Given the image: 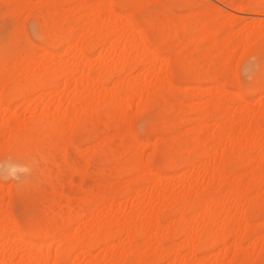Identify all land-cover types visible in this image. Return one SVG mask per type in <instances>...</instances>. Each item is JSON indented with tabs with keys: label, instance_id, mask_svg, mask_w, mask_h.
Listing matches in <instances>:
<instances>
[{
	"label": "bare ground",
	"instance_id": "6f19581e",
	"mask_svg": "<svg viewBox=\"0 0 264 264\" xmlns=\"http://www.w3.org/2000/svg\"><path fill=\"white\" fill-rule=\"evenodd\" d=\"M0 1L7 4V6H8L7 9L9 8L10 11H12L13 15L14 16L17 15V17H18V15L21 16L22 11L23 12L25 10L29 11L31 5H32V7H34L33 9H35V7H36L35 4H33L30 0H0ZM68 1H71V0H39V2L37 1L40 4V6H38L40 8L38 9V11H35L34 17L32 18V20L34 22V26L36 27V33H37L36 37L38 38L37 40H39L41 42V45L34 47V49L32 50L33 55L30 56V58L28 57L29 58V59L27 58L28 60L25 59V60H27V62L24 60L26 63H23V64H30V65L32 64V66H37V69H40V70H37L34 73H32V72L23 73L22 72V75L18 74V75L14 76V75H12V73L8 72V70L6 68L7 66H5V62L3 61L4 60L3 58H2L3 59L2 61L4 63L0 62L1 63V65H0V85H3L2 88H0V108L3 107L2 106L3 97L6 98V99L4 98L5 101L7 102V105L5 106L6 109H8L10 107V105L12 103H14L18 98H20L19 96L21 94L19 95V92L22 91L21 89L23 88L22 86L24 83V81H21L22 79H24L25 82L26 81L28 83L30 82V84L38 83V85H39L38 89L40 91L39 92L40 94L36 96V99L38 101H41V102H44V100H45V104L42 105V108L40 110L33 112V114L29 117L27 122L20 123L17 121H9L7 119L2 120V122H1L2 129L0 130V137L3 138V141H1V143H0V156L6 155V156H9V158L14 157V159L12 158V161L15 160L14 162H9L6 165L2 166V168L0 167V170L3 169L7 174H10V173L13 174L16 169H24L26 164L23 162L20 163V162L16 161V159L17 160L19 159V161L20 160L24 161L28 158V155H30L29 152H31V151L41 152V150L44 147H46L47 142L49 143V147H51V149H54V148L56 149L59 146H61L62 144L65 146V148L67 146L68 147L73 146L71 143V139H74V141L75 140L78 141V143L84 142L85 140H84V138H82L83 137L82 136L83 135L82 134L83 129H85L84 126L86 125V123L88 121L91 120L93 115L96 114L95 116H97L99 114V111H103V110H108V111L110 110V112L114 111L116 114L113 113V114H115V116L112 114L114 116V118H112V119H115V117H116L115 120H116V123L119 124V126H120V124L124 125L123 123L128 122V124L125 126L126 128L124 130H125V132L128 130L127 133H129V136H130V134H131L130 128L131 127L129 125V121L132 118L131 116H136V117L137 116L138 117L143 116L144 114L147 113V111H152V110H150L151 108L156 107V104H157L156 101L158 99L160 100V98L158 97L159 95L158 96L156 95L157 87H155L156 89L154 90V86H156L157 84H158V87H159V84H161L162 86L165 85L166 89H169V87H171L170 90L172 89L173 83L170 81V78L168 77V74H167L168 69H170V68H168L169 64H171L172 59L175 60V62L179 61L178 59H174V58L179 57L181 55L180 53L184 52L182 50L186 49L189 42L191 43V41H192V39L189 38L186 41V43H188V44L180 45L179 44L180 42H178V43H175V45H173V44L169 45L171 43L168 44L166 40L171 33L170 32V30H172L171 27L175 28V27H179V25H180L179 28H183L185 26V24L181 23V22H177V21L173 22L174 20L173 21L169 20L165 24L163 21L165 19H163V20H160V22H162L161 26H157V25L154 26L153 22H151V20H148L145 17L141 18L142 17L141 15H143V13H141L142 10H146V12H144L146 15V13L148 11L150 12L151 11L150 9L152 8L149 6V4L146 7H144V5H146V3H142L141 1H143V0H135V1H133V0H116V4L118 6L120 5L121 8L123 7L125 9L127 4H129L131 6L130 7L128 5L127 8L131 9L130 10L131 14L133 13L132 15L134 16L135 19L137 17H140L141 20L139 22L137 21L139 25L137 23H134L131 20H128L129 17H127L126 15H124V16H126L127 19L123 18V15L120 14L121 12L117 13V11L113 10V4L115 5V0H77L78 6H76L75 11H77V13L79 15H78V17L76 16V18H78L76 20L77 21L76 25H78V26L80 24L84 25L85 23H82L83 19H85V21L88 20V23H87L86 28L84 27L85 25L83 26L84 28H82V29H81L82 25H81V27H79V29L76 28L77 30L75 33V31L72 30L73 28L71 29V27H70V23L73 21V15H75L72 12L73 9H71L72 7L70 8L69 6H67V7H69L68 9L63 7L64 4L67 3ZM152 1L154 3H156L154 6H157V3L162 4V2H161L162 0H151L150 2L153 3ZM75 2H76V0H75ZM138 2H140V3H138ZM145 2H148V0ZM36 5H37V3H36ZM102 5L106 6L105 7L106 12H104V10H102V8L104 9V7ZM101 6H102V8H101ZM148 6L150 8H147ZM32 7H31V9H32ZM161 7H163V6H161ZM247 7L251 11L254 6L252 7V6L248 5ZM127 8H126V10H128ZM147 9H149V10H147ZM10 11L8 10V13ZM130 11H128L129 14H130ZM131 14L129 15L130 17H132ZM139 14H141V15H139ZM162 14H163V12H162ZM10 15H11V17H14V16H12V14H10ZM89 16H91V18H89ZM156 16H151V17H153L154 19L157 20L158 17L156 18ZM5 17H6V15H5ZM224 17L220 14L219 16L212 18L210 21L202 20L204 22H202V23L199 22L200 23L199 25L197 22L196 24L198 26H195V27H197V29L199 28V31L201 32V34H203L202 36H200V38H205L208 36V34L210 33V30L212 29V28H210L212 25H216V26H218L217 28H220L224 24L229 23L227 21L228 18H225L226 19V21H225ZM161 19H162V17H161ZM14 20H16V18ZM156 23H154V24H156ZM189 26H191V25H189ZM192 28H193V25H192ZM217 28L215 27V29H217ZM21 30H19V29L17 30V28H16L17 33H18V31L20 32ZM193 30H194V34H195L196 33L195 28H193L192 31ZM220 31H222V30H220ZM177 32H176V34H177ZM50 33H51V37L49 36ZM190 33H192L191 30H190ZM230 33H232V32H230ZM173 34H174V32H173ZM176 34H175V36H176ZM179 34H181V33L179 32ZM211 34H213V31L211 32ZM22 35H21V37H22ZM196 35H198V34H196ZM192 36H194V35H191V37ZM203 36H205V37H203ZM216 36H218V35H216ZM256 36L259 37L258 35H256ZM224 37L227 39L228 33L226 34V36H223L222 39ZM22 38H24V37H22ZM197 38L200 40L199 43L203 42V40H201L199 37H197ZM210 38H207V39H210ZM211 39H213V38H211ZM239 39H241V38H239ZM243 39H244V41L242 42V45H244V42H247V41H245V38H243ZM213 40H215V39H213ZM213 40H211V41H213ZM17 41H18V39H17ZM95 41H98L97 45L94 44ZM206 41L207 40H205L204 43H206ZM250 41L252 42L251 39H250ZM250 41H248V42H250ZM255 41H258V40L254 39V42ZM15 42H16V40H15ZM215 42H216V40H215ZM240 42H241V40H240ZM59 43L62 46L63 45L66 46L64 49L65 51L62 53L64 56L60 57V58L56 57L55 52H54L55 46L58 45ZM195 43H196V40L192 41L191 46H194ZM255 43H257V42H255ZM255 43H252V44L246 43V45H244V47H242V48H244V52L246 54H249V53L253 54L252 52H255L257 50V47H258V46H256ZM151 44L156 45L157 48H159V47H161L162 49L164 48V50H162V51H164L165 53H167L169 55V59H164L161 57V55L159 53L152 51L150 48ZM197 45H196V47H198L199 50L202 49V50H200V51H203L202 55L204 53H206L204 55H207V51H209V49H211L214 46V44L212 46L210 45V48H209L208 47L209 45L205 44L204 46L200 45V46H202V48H200ZM196 47H193V48H196ZM205 47H208L209 49L205 50ZM233 47H235V45ZM233 47H232V49H229V51H228L229 54L227 53V55H230V54L232 55L233 51H235L233 49ZM214 48L218 49L217 46ZM214 48H212V49H214ZM220 48L222 49V52L223 51L227 52L226 47H223V42H222V46ZM262 49H264V48H262ZM2 50H3V48H2ZM2 50H1V52H2ZM194 50H196V52H197L198 49L196 48ZM199 50H198V52H199ZM260 51H261V49H260ZM95 52L97 53V56L93 60L91 58L92 57L91 55ZM39 53H41L44 56V58L46 56V58L48 57L50 59L45 60L46 59L45 58L44 60L40 59V61H39L36 57ZM220 53H221V51H220ZM107 54H108V57H106ZM218 54H219V52H218ZM223 54H225V53H223ZM262 54H264V53H262ZM39 55H38V57H39ZM204 55H203V57H204ZM227 55L226 54L224 55L225 56V57H223L224 61H222V65H223L222 67H225V68L228 65H230L227 63L225 64V62H228L226 59ZM0 56H1V54H0ZM4 56L6 59L7 56L5 54H4ZM203 57H202V59H203ZM227 58H228V56H227ZM225 59H226V61H225ZM131 64H140V65L141 64H145V65L150 64L154 68L156 67L157 64H159V66L157 65L158 66V68H157L158 74L156 73L154 80H153L154 83H152L153 78L150 81V80H147V76H149L152 73V71L156 72L155 71L156 69L152 70L151 73L148 74L147 76L144 75L145 70H141V72H143V74L141 73V75H140L139 74L140 72H139L137 75L135 73V76H133L134 74H132V71H133V69H131L132 67L130 68L131 70L128 69L129 70L128 74H126V75L122 74V71L125 70L126 65L134 66ZM177 64L179 65V64H181V62L180 63L176 62L175 65H177ZM136 66H138V65H136ZM147 66L149 67V65H147ZM147 66H144V67H146V69L148 70L149 68H147ZM180 66H182V65H180ZM28 67H26V68H28ZM153 67L151 69H154ZM207 67L209 68V66H207ZM210 67L212 68V65ZM127 68H129V67H127ZM133 68H135V67H133ZM180 68H182V67H180ZM211 68H209V69L206 68L205 72L210 73ZM225 68H222V71ZM206 70H208V71H206ZM212 70H211V72H214ZM149 71H150V69H149ZM175 71H174V73H177V70H175ZM190 71H191V69H190ZM113 72H115L117 74L121 73L123 76H126V77L121 79L119 77L120 76L119 75L115 78V80H113V78L111 77V73H113ZM160 73H161V75L163 74L164 77L161 75L158 76ZM187 74H188V72H187ZM220 74H222V73H220ZM19 75H21V76H19ZM185 75L186 74L184 73V71L182 73V69H180V72L177 73L179 80L187 79L188 75H186L187 77ZM190 75L192 76L194 74H190ZM203 75H205V74H203ZM217 75H219V74H215V76H216L215 78L219 77L218 79H215L212 76V79H213L212 80L211 76L209 77V74H208V75L204 76L203 80L204 81L208 80V83H211L209 80H212L216 84L215 85L216 88H214V87L213 88L217 89V91H218V90H220L219 85H221L224 82V79H223V81L220 80V76H217ZM20 77H22V79ZM196 77L195 78L191 77L192 80H190V79L189 80L190 81L196 80L197 79ZM189 80H186V81H189ZM156 81H157V83L155 85ZM158 81H160L161 83H159ZM204 81H202V82H204ZM230 81L231 80L227 81L226 83H228ZM107 84H110L112 87L107 88L106 87ZM223 84H225V83H223ZM229 85L231 86L232 84H229ZM25 86H26V84H25ZM232 86L236 87L237 85H235V83H233ZM222 87H223V85H222ZM222 87H221V89H222ZM162 88H164V87H162ZM255 88L258 89V91L264 90V84L258 83L255 86L249 85L247 88L244 89V91L246 94H248V96H251V95L253 96V92L256 90ZM191 89H194V88H191ZM35 92H36V90L34 88L30 91L31 95ZM220 92L224 93L223 91H220ZM210 93L208 92V94H210ZM226 93H228V92H226ZM188 94H190V96L188 95V98L192 96L191 93L188 92ZM212 95L214 96V94H212ZM212 95H210V96H212ZM230 95H231V93H230ZM240 95L237 96L238 97L237 98L238 107L236 106V108H238V109L236 112H234L235 110L233 111L234 113L231 114V117H229L230 115L228 116V114H226L224 112L226 108L223 107L224 106V105H222L223 103L222 104L219 103L220 99H222V98H218V100H219L218 101L217 98L214 96L216 98L215 100H217L218 102L215 100H214L215 102L211 101V103L214 102L213 106H215V103L217 102V104H219V105H216L217 108L218 107L224 108V110H220L219 116L221 115L220 119L222 121L216 122L220 125L219 126L216 125L217 128L214 131L215 134L211 133V130H210V129H212L211 127H209L210 132H208V133L212 134L211 136L207 133L208 128H206V129L204 128L207 125L212 126V125H214V123L212 125H209L206 123L205 126H203L204 122L201 126H199L200 124L197 126L191 125L192 126L190 129L191 132L194 131L193 130L194 126L196 128L198 126L199 127L197 129H195V133L194 132L192 133V134H194V135L196 134V135L195 136L193 135L194 137L192 136V139L189 140L190 145H188V146L191 147L192 150H196V151L200 147H202L201 141H200L201 139L199 138L200 137L199 134H201V133H204V134L207 133L208 136H210V137L207 136L209 140L206 139L207 141L205 140V143L202 142V144H206V142H208L209 146L207 143V147H204V149L201 148L198 152L199 153L197 155V160L199 159L198 163H199L200 159L203 160L202 163H199L200 164L199 167L194 169L193 166L195 167L196 164L192 166L191 164H193V163L191 162L192 159H190V158H188L187 160L184 161V167L185 166H190V167L192 166L191 167L192 172L189 175L188 179L185 178L184 182L183 181L180 182L181 185L178 187L179 190H175V189L171 188L169 186V184H166L165 181L167 180V176H161L159 178L155 177L156 176L155 173H153L152 170L150 169V167L148 166L149 163L146 165V167H145V165L143 167V166H139L138 164H133V163L127 164L126 163V165H125L126 169H131L132 173H133V171L137 172L136 173V175H137L141 167H142V171H144L146 173V176L145 175L143 176V175H141L142 171L139 172V176L137 175L138 180L134 177L136 179V182L140 181L141 179L142 180L140 182H142L146 177H148L147 179H149V182H150V178H152L151 182L155 178H157L158 182L157 181L154 182V183H157V185L154 184L156 187L148 188L146 190V188H144L142 185V187L144 188V189H142V187H140L142 189V192L146 190L144 193H142L143 194L142 196L139 195L141 193L140 192L141 189L137 190V193L134 191L135 196L133 193H131L132 196H130L131 194L125 196V194L123 193L124 189H122L123 190L122 192L120 190V192L122 193L121 195L127 197L126 198L127 200H129V198L131 200V197H132V200L130 201L131 203L128 202L129 203V206H128L129 211L128 212H126L125 207H121V206H119L120 208H118L119 209V211L117 210L118 212L113 211L112 207L115 205L113 199L115 197H117L118 192L115 193V194H117L116 196L113 195L115 197H113V199H111V200H107V197H106L105 201H103V202L101 200L99 201L100 203L101 202L103 203L102 209L103 210L105 209L104 212H102V209H101V211H100L101 213H98L99 212L98 210H97L98 212L96 213L93 211V209H91V208L89 209V207H88V202H89L88 199L89 198H88L87 199L88 202L83 201L82 207H80L76 211V213L73 214L71 216V218H69V220L67 219L68 221H67L66 225L67 224L72 225L74 223L76 225V228L72 232H69L70 230L69 231L67 230V232L64 231L62 233L58 232L59 229L57 231L55 229H49L48 227H45L41 231L36 232V233H29V232L23 233L20 230V228L18 227L19 225L15 226L13 224L12 215H11L10 211H8V209L3 210L2 207L0 206V224H1L0 225V229H1L0 231H1V235H2L3 229L7 225L8 227L6 226V228H7L8 233L11 234V236H13L11 240L8 239L6 236H5L6 238H4V237L1 238L2 243H0V264H125L126 262L130 263V261H132L133 264H144L143 260L148 258V257H151L152 255H153V258H152L153 260H150V262H152V264H157L161 255L163 257H165L167 255L171 259L170 261H168V264H177V263L178 264H188L192 259L196 258L195 254L198 252L208 253L210 251L217 249V251H216L217 253L224 252L227 254V251H233L232 250V248H233L234 254H235L234 256H236V254H240V250H243L242 243L245 240L246 241L249 240V237H246V236H247V234H249V236H250V233H248V232H251L248 229V219H251V217L254 216V212L259 213L261 211L257 212V206H255L256 205L255 203L253 204V207L255 206L256 211H254L253 210L254 208L251 206V203H253L254 201L256 202V198H258L255 196L256 194L254 192L252 194H250V196L251 195L253 196V194H254L255 200L253 199L254 196L253 197L252 196L247 197L248 191L250 189L246 192L244 191L246 194L245 195L246 197H243L244 193H242V191L240 190L239 179L237 180L235 178L233 172L230 171V169H231L230 167H232L233 164H231L230 167H229V165H230L232 157L236 156V159H237L240 156V160L244 159L243 157H245V156H243L245 151L241 152L243 157H241V155H239V151H241L242 149H240L238 151V153L236 152L237 150L235 151V148H236V146L238 147V144H239L240 148L244 147L243 149H245V150L247 149L246 147H248L249 145L251 147L253 145H257L259 147V145H258L259 140L261 141L262 145H264V142H262V141H264V130H262V129H264V127L261 128L262 125H260L261 122H264V112L258 113L256 115L255 114L251 115L247 110H243V108L241 106L243 104H245V106H248L249 102H247V100L244 96H240ZM210 96H208L207 98H209V99L213 98V96L212 97H210ZM231 96H229V98ZM195 98H197V97H195ZM207 98H205V100ZM227 98H228V96L226 97V99ZM232 98H234V95L230 99L232 100ZM209 99H207L204 103L201 102L202 103L201 105L199 102H196V104L197 105L199 104L200 106L193 104L197 107V109H196V107L193 106V110L195 111V113H194V111H192L194 114H198V116H196L197 120H199L198 118L201 119L202 117H206L205 115H207L208 113L210 114V112H209L210 110H208V109H209V107L211 109L212 105L210 106L211 103L209 104V101H210ZM258 99L259 100L264 99V94L259 95ZM159 100H158V102H160ZM168 100H169V98H168ZM211 100H213V99H211ZM221 102H222V100H221ZM224 102L227 103L228 101L227 102L224 101ZM163 103H165V102H163ZM159 109H160V107H159ZM171 109H172V107H171ZM131 110H133L134 113H133V115L130 114L131 118L128 121H126L127 117L129 116L128 113ZM198 110L200 111V117H199V111ZM212 110L215 111L216 108L213 107ZM160 111H163V110H160ZM196 111H198V113ZM173 113H171V114H173ZM100 114H101V112H100ZM215 114L216 113H214L212 115H215ZM98 117H101L103 120V116H98ZM194 118L195 117H193L192 119L190 118V122H189V118H188L187 122L191 123L192 122L191 120H193ZM207 118H209V116ZM202 119H204V118H202ZM202 119H201V121H202ZM210 119H213V117ZM210 119H207V120H210ZM97 121H98V119H97ZM193 121H195V120H193ZM213 121L215 122V119ZM95 122H93V123H95ZM181 122H183V120ZM196 123L198 124L200 122L197 121ZM98 124H100V123H98ZM114 124H115V122H114ZM238 124H240V128L237 129L236 125H238ZM122 125H121V127H123ZM156 125L157 124H155V123L149 125V129H150L151 133H152L153 129L155 127H157ZM216 126H214V127H216ZM165 127H167V126H165ZM162 128H161V130H162ZM170 128H171V130H173L172 129L173 127L170 126ZM111 129H112V127H111ZM214 129L215 128H213V130ZM164 130H163V132H164ZM237 131L239 132L238 134H237ZM157 132H158V130H157ZM170 133H171V131H170ZM126 136H128V135H126ZM169 136H170V134L167 136V138H169ZM176 136H177V134H176ZM231 136H232V139H230ZM120 137H122V136H120ZM131 137H132V142H137V144H140L141 141L136 140V138L133 137V135L130 136V138ZM1 138H0V140H1ZM171 138H173V136H171ZM121 139H123V138H121ZM170 140H172V139H170ZM175 140H176L175 142H177V139H175ZM107 141L112 143L109 139H107ZM107 141L104 140V138H103V141L101 140L99 142V144L96 145L97 147L96 146L92 147V149L93 148L94 149L92 150V154L89 158L83 157L82 160H83V163L85 165H87L86 167H88V165H90L89 162H91V161H94V160L97 161L99 158H103V160H105L108 157L106 152H105V151H108V150H105V147H107V145H108ZM115 142H117V141L115 140ZM180 143L183 144V142H181V141H180ZM184 143H185V141H184ZM119 145H121V144H119ZM166 145H168V144H166ZM152 146H153L154 151H156L158 149L157 144H155V146L154 145H152ZM169 146H171V145L169 144ZM109 147H111V146L109 145ZM117 147H119V146H117ZM219 147L220 148L222 147L223 149H227L226 150L227 152H225V150H224L225 153L223 151H221V153H219L217 155V153H215V150H217ZM113 148L114 147H112L111 150ZM127 148L129 149V152L132 151V157L133 156L137 157L136 159H134V161L135 160L138 161L139 157H141V156H139V151H140V150L138 151L139 147H137V146L133 147L131 150L128 146H127ZM262 148H264V147H262ZM64 149H62V152ZM128 149L126 150V148H125L123 150L128 151ZM162 149H164V148H162ZM238 149H239V147H238ZM59 150H60V148H59ZM59 150H58V152H59ZM168 150H165V151L167 152ZM177 150L179 151V153H177V151H176L177 154H180V151H182V150H180V148H177ZM201 150H203V151H201ZM76 151H77V155H78V153L84 154V152H85L84 150H82V152H81V150H77V149H76ZM89 151H90V149H89ZM189 151H191V150H189ZM249 151L250 150L248 148V153H249ZM261 151H262V149H261ZM65 152H66V149H65ZM65 152H63V153L65 154V157H66L67 152L66 153ZM185 153L190 154L191 152L186 151ZM192 153H193V155H192ZM192 153H191V155L194 156L195 153L194 152H192ZM64 154H63V156H64ZM114 154L115 153L113 152V156H114ZM246 154H247V152H246ZM59 155H57V156H59ZM140 155H142L141 152H140ZM55 156L53 154H49V155L47 154V158L49 159V157H50L49 163L51 165L54 164L53 160H54ZM63 156H62V158H63ZM41 157H43V156H41ZM67 157H68V155H67ZM116 157H117V155H116ZM249 157H247V158L249 159ZM34 158H35V154H34ZM130 158H129V160H132ZM247 158H245V159H247ZM43 159L47 160L46 157ZM178 159H179V157H178ZM182 159H183V157H182ZM182 159H181V161H182ZM248 159H247V161H244V163L248 162ZM100 160H102V159H100ZM103 160H102V162H103ZM251 160H252V158H251ZM251 160H249V161H251ZM181 161H180V163L183 164V162H181ZM262 161H264V158H262ZM25 162L27 163V165H31V163L29 162V159H28V161L26 160ZM77 163H76V165H78V166L76 167V169H78V168L81 169L80 166H82V165H80L79 162H77ZM139 163H142V162L140 161ZM145 163H147V161H145ZM145 163L143 162V164H145ZM76 165H73V167ZM250 165L252 167V164H250ZM66 167H69L72 169V167H70V165H67ZM262 167H264V166H262ZM144 168H146L147 170ZM85 169H88V168H85ZM262 169H264V168H262ZM262 169H261V171H262ZM67 170H69V169H67ZM72 170H71V174L72 175L76 174ZM235 170H236V167H235ZM252 170L254 172L255 168H252ZM252 170H251V173H252ZM76 172H77V170H76ZM80 172L82 174V170L81 171L79 170V174H80ZM125 172L127 173V171H125ZM186 172H188V171H186ZM119 173H121V172H119ZM129 173L131 174V172H129ZM81 174H80V176H81ZM142 174H144V173H142ZM237 174H239V172ZM254 174H255V172H254ZM259 174H260V171H259ZM84 175H86V173L82 174L83 177H84ZM200 175L202 176L203 179L201 178L199 184L201 182H204V184L203 185L200 184V185H202L201 187L200 186L197 187L198 185L197 186L195 185L197 187L196 188L195 186H193L192 179L194 177H197L199 180ZM139 177L140 178L142 177V178L139 180ZM242 177H241V175H239L240 179ZM262 177H264V175H262ZM204 178H206V179H204ZM253 178H254V176H253ZM203 180H205V181H203ZM242 180H243V178H242ZM149 182H147L148 186H149ZM145 183H146V181H145ZM261 183H264V181H262ZM138 184H140V183L137 182V185ZM224 185L230 186V189L226 188L227 191L226 190H224V191L227 193H225L223 191L225 194L222 193V191H221L222 194H220V197L219 196L217 197V194L219 193L221 187H223ZM261 185H264V184H261ZM127 187H129V186H127ZM7 190H8V188L5 190L4 186L0 187V191H1L0 202L4 198V195H6L8 198H10L11 190L10 189L8 191ZM5 191H6V193L3 194ZM96 192L97 191L95 190L94 193H96ZM107 194H108V190H107V193L105 194V196H107ZM102 195H103V193H102ZM105 196L100 195V197H102V200H104L103 197L105 198ZM122 196H120V197L123 199ZM151 196L155 198L156 203L154 201V205H153V203L149 202V200H150L149 197H151ZM259 196H261V195L259 194ZM90 199L92 200V198H90ZM262 201H264V198H262ZM75 202H77V201H75ZM258 204H259V200H258ZM90 205H92V204H90ZM99 205H101V204H99ZM165 206L167 208H174L175 209L176 213L179 216V217L176 216L174 218L176 220L175 222L171 221V222L166 223V224L165 223L161 224V222H160L161 217L160 216L163 215L161 213V211H162V209H164ZM114 208H115V206H114ZM260 209H264V208H260ZM167 211H169V209ZM262 212H264V211H262ZM59 213H61V212H59ZM259 215H260V213H259ZM232 219H235L234 222L232 221L233 224L230 223V221ZM1 221L4 224L6 223L5 225L3 224V229H2ZM52 227H53V225H52ZM68 227L69 226H67V228ZM8 233L6 232L7 236L9 235ZM251 233H253V232H251ZM256 233H254V234H256ZM257 234H259V233H257ZM157 235H161V239L163 237L168 238L169 236H175V235L182 236V238L180 239L181 243L179 242L180 245L179 244H177V245H179V248H182V250H184V249L186 250L185 256H187L188 258L180 260L181 256L179 254H176V252H175V250H179V248L177 245L174 246L175 244H173V246H172V244L171 245L168 244L171 247H169L168 251L165 250L166 251L165 255H163L161 253L163 250L160 247L162 243H160V245L159 244L157 245L158 241H155L158 239H159V241L161 240L159 238V236L157 237ZM3 236H4V234H3ZM230 237L234 238V239L233 238L231 239V241L233 240V242H232L233 244L230 243L231 242ZM58 238H59V240H57ZM176 238H177V236H176ZM6 239H8V240H6ZM55 239L57 242L59 241V244L57 246H55V244L49 242V240H55ZM114 239L117 241L116 243H117L118 248H116V249H112V247L110 246V245H112L111 241H113ZM138 239H141V241L137 242ZM257 239L261 240L260 243L256 242V241H254L253 243L250 241L251 242V243L249 242L250 244L247 243V244H249V247L251 248L250 252H249V250H247L248 252L242 251L244 253V255L243 256L241 255V256L246 261L247 260L250 261V258H252V256H254L255 254L258 255V252L257 253H255V252L258 250L259 246L261 248H264V238H262V239L257 238ZM171 240H172V237H171ZM133 242L139 244V246L138 247H131V243H133ZM166 242H168V241H166ZM231 244H232V248H231ZM229 245H230V247H229ZM165 246L167 247V245H165ZM249 247H247V248H249ZM95 248H96V250H97V248H98V250L100 249V251L98 252L100 255V258L97 255H94L95 257L92 256V252ZM120 248H122V250H119ZM261 248H259V250H261ZM147 253H148V255L150 254V256H148ZM261 253H264V251H261ZM261 253L259 252V255ZM177 255L180 256V259L177 258ZM163 257H161V258H163ZM168 257H167V259H168ZM255 258L257 259V257H255ZM255 258H253V259L255 260ZM167 259L165 258V261ZM202 259H204V258H202ZM233 259H234V257H233ZM163 260H161V261H163ZM196 261L199 262V260H197V258H196ZM200 262H203V261H200ZM242 262H244V261L242 260ZM252 262H253V264H255V261H252ZM145 264H148V263L145 262ZM202 264H205V261ZM210 264H216V263L214 262V263H210Z\"/></svg>",
	"mask_w": 264,
	"mask_h": 264
},
{
	"label": "rangeland",
	"instance_id": "374dc122",
	"mask_svg": "<svg viewBox=\"0 0 264 264\" xmlns=\"http://www.w3.org/2000/svg\"><path fill=\"white\" fill-rule=\"evenodd\" d=\"M30 1L33 4H35V6H36L35 9L36 8L37 9L36 10L33 9L34 7H32V5H31L32 9L30 7L29 11L28 10H25L24 12L22 11L21 16L18 15L19 18L17 17V15L14 16L12 11H10L9 8L7 9V7H8L7 4L0 1L1 2L0 3V14H1L0 15V22H1L0 23V54H1L0 62L2 63L4 61L5 66H7L6 68H7L8 72L12 73V75H14V76L18 75V74L22 75V72L23 73H25V72L26 73H28V72L34 73L37 70H40V69H37V66H32V64L31 65L30 64H23V63H26L27 60L30 58V56L33 55L32 50L34 49V47L41 45V42L39 40H37L38 38L36 37L37 36L36 27L34 26V22L32 20V18L34 17L35 11H38V9L40 8V7H38V6H40V4L38 3L39 0H30ZM133 1H135V0H133ZM145 1H147V0H143L141 2L146 3V5H144V7H146L149 4V6L152 7L150 9L151 11L150 12L148 11L145 15L144 12H146V10H142L141 13H143V15H141V14H139V15L142 16L141 18L145 17L148 20H151V22H153L154 26H156V25L161 26L162 22H160V20H163V19H165V20H163L165 24L169 20L170 21L174 20L173 22L177 21V22H181V23L185 24V26H184L185 28L184 27L179 28L180 25H179V27H175V28L171 27L172 30H170V32L172 34L170 33V35L168 37L169 39L167 38V40H166L168 44L171 43L169 45H172V44L175 45V43H178V42H180L179 43L180 45L188 44V43H186V41L189 38H191L192 41L196 40V43L194 46H191V44H192V41H191V43L189 42V44H188L189 46L187 45L186 49L182 50L184 52L181 51L182 53H180V54L182 56L178 55L179 57L176 56L177 58H174V59H178L179 61H176V62H178V63L181 62V64L175 65L176 62L173 59L171 62L172 65L169 64L168 68H170V69H168L167 74H168V77L170 78V81L173 83L172 84L170 82L174 88L172 87L171 90H170L171 87H169V89H166L165 85L162 86L161 84H159V87H158V84L156 85V83H157V81H156L155 82L156 86H154V90L156 89L155 87H157L156 95L157 96L159 95L158 97L160 98V100L158 98L157 99L161 103L158 102V100H157L156 101V103H157L156 107L151 108L150 110H152V111H147L146 114H144L143 116H140V117L131 116L134 113L133 110H131L132 112L130 111L128 113L129 116L127 117L126 121H128L132 117L129 121V125L132 128V129L130 128V132H131L130 136L133 135V137H135L136 140L141 141L140 144H137V142H132V137L130 138L129 133H127L128 130L125 132L124 129L126 128L125 126L128 124V122L123 123L124 125L120 124V126H119V124L116 123V120H115L116 117H115V119H112V118H114L116 113L114 111L110 112V110L109 111L103 110V111H99V114L101 112L100 115L99 114L97 116H95L96 114L93 115L94 116V117L92 116L93 119L91 118V120L87 122L88 124L86 123L87 126L86 125L84 126L85 129H83V133H82L83 134L82 138H84V140H85L84 142L78 143V141H76V140L74 141V139H71V143L73 146H69V147L67 146L65 148V146L62 144L61 146H59L56 149L55 148L51 149V147H49V143L47 142L46 147H44L41 150V152H34V151L29 152L30 155H28V158L26 160L28 161V159H29V162L32 160L30 162L31 165H27V163L25 162L26 160H24V161L20 160L19 161V159L18 160L16 159V161H18L20 163L23 162L27 166L24 164L25 165L24 169H16L14 173L12 172L13 174H11V173L7 174L3 169H1L0 170L1 171L0 172V187L4 186L5 190L7 188H8V190L10 189L11 190V196H10V198H8L6 195H4V198L0 202V206L2 207L3 210L8 209V211H10V213L12 215L13 224L15 226L19 225L18 227L20 228V230L23 233H25V232L36 233V232L41 231L45 227H48L49 229H55L57 231L59 229V231H58L59 233H62L64 231L67 232V230L68 231L70 230L69 232H72L76 228V225L74 223L72 225L71 224L66 225V223L69 220V218H71V216L73 214H75L76 211L80 207H82L83 201H87V199L89 198L88 199L89 202L87 201L89 209L91 208V209H93L94 212L97 213L99 211L98 213H101L100 211L103 207L102 202L106 200V197H107V200L113 199V197H115L117 195V194H115L117 192H118L117 197H115L113 199L114 204H115L114 205L115 208H114V206L112 207L113 211L118 212L119 211L118 208H120L119 206H121V207H125L126 212H128L129 211L128 206H129V203H131L130 201L132 200V197H131V200L129 198L130 196H132L131 193H133V194L135 192L137 193V190H140L141 189L140 187H142V185L144 188H146V190L148 188L156 187L154 184L157 185V183H154V182L155 181L158 182V179L155 177L159 178L161 176H167V180L165 181L166 184H169V186L175 190H179L178 187L181 185L180 182L181 181L184 182L185 178L188 179L189 175L191 174V172H192L191 167L196 164L195 167L193 166V168L195 169V168L200 166L199 163L203 162V160L200 159V161L198 163L199 159L197 160V155L199 154L198 152L201 148L204 149V147H207L208 142H206V144H202V142L205 143L206 139L209 140L208 137H210L212 134H215L214 131L216 130L217 126L220 125V124L216 123V122L222 121L220 119L221 115L219 116L220 110H224V108H226L224 112L226 114H228V116L230 115L229 117H231V114L236 112L238 109V108H236V106L238 107V103H237L238 97L237 96H239L241 94L240 96H244L246 98L247 102H249L248 106H245V104H243L241 106L243 108V110H247L251 115H254V114L256 115L258 113L264 112V99H262V100L258 99L259 95L264 94V90L258 91V89L255 88L256 90L254 89L255 93L253 92V96L252 95L248 96V94H246L244 91V89L247 88L249 85L255 86L258 83L264 84V54H262V53H264V49H262V48H264V0H162L161 1L162 4L157 3V6H154L156 3H154L153 1L152 2L154 4L151 3L150 2L151 0H148V2H145ZM36 3H37V5H36ZM138 3H140V2H138ZM115 5L113 4V10L117 11V13L121 12L120 14L123 15V18L127 19V17H129L128 20H131L137 24L141 20L140 17H137L136 19L134 18V16L132 15L133 13L131 14V11H130L131 9L127 8V6L129 4L126 5L125 9L122 7L125 11L120 7V5L118 6L116 4V0H115ZM248 5L252 6V7L254 6L251 11L248 9V7H247ZM67 6H69L70 8L72 7L71 8V9H73L72 12H73V14H75V15H73V21L70 23V27H71V29L73 28L72 30H74L76 33V30L79 29V27H81V25H82V24H80L79 26L76 25L77 24L76 20L78 19V18H76V16L78 17V15H79L77 13V11H75L76 6H78L77 0H76V2H75V0L68 1L67 3L64 4L63 7L68 9L69 7H67ZM102 6H101V8H102ZM149 6L147 8H150ZM161 6H163V7H161ZM103 7H104V9L102 8V10H104V12H106V10H105L106 6H103ZM126 8L128 10H126ZM8 10L10 11L9 13H8ZM147 10H149V9H147ZM128 11H130V14L132 15V17L129 16L130 14ZM162 12H163V14H162ZM10 14H12V16H14V17H11ZM220 14L223 17L225 16L224 17L225 21H226L225 18H228L229 20L227 19V21L229 23H226L221 27L219 26L220 28H217L218 26H216V25H212L210 27L212 29L210 30V33L208 34V36L207 37L203 36L205 38H200V36H202L203 34H201V32L199 31V28L197 29V27H195V26H198L200 23H202L206 20L210 21L212 18H215V17L219 16ZM5 15H6V17H5ZM124 15H126L127 17ZM151 16H156V18L158 17V19L156 20ZM161 17H162V19H161ZM11 18L12 19L16 18V20L13 19L14 20L13 21ZM89 18H91V16H89ZM202 20H204V21H202ZM82 21H83L82 23H85L84 24L85 26L82 25L81 29L84 27L86 28L87 23H88V20L85 21V19H83ZM197 22H198V25L196 24ZM154 23H156V24H154ZM189 25H191V26H189ZM192 25H193V28H195V32H196L195 34H194V30L192 31V29H193ZM215 27L217 29H215ZM16 28H17V30L22 29L21 30L22 32L18 31V33H17ZM219 29L222 31H220ZM190 30L193 34L190 33ZM212 31H213V34H211ZM173 32H174V34H173ZM176 32H177V34H176ZM179 32L181 34H179ZM230 32H232V33H230ZM227 33H228L227 39L225 37L222 39V37L226 36ZM175 34H176V36H175ZM196 34H198V35H196ZM21 35L24 38H22ZM191 35H194V36L191 37ZM216 35H218V36H216ZM256 35H258L259 37H257ZM49 36L51 37V33ZM197 37H199L201 40H203V42L199 43L200 40ZM210 37L215 39L216 42H215V40L211 39ZM207 38H210V39H207ZM239 38H241V39H239ZM243 38H245V41H247V42H244V45H246V43L252 44V43L257 42L255 44H256V46H258L257 47L258 51L256 50L255 51L256 53L252 52L253 54H251V53L246 54L244 52V48H242V47H244V45H242V42L244 41ZM14 39L16 40V42ZM17 39H18V41H17ZM250 39L252 40V42L250 41ZM254 39L258 40V41L254 42ZM205 40H207L208 42L206 41V43H204ZM211 40H213V41H211ZM240 40H241V42H240ZM248 41H250V42H248ZM97 42L98 41H95L94 44L97 45ZM222 42H223V47H226L227 52L226 51L222 52V49L220 48L222 46ZM205 44H208L209 46L208 45L207 46L209 48H210V45L212 46L214 44V46L212 48L217 46L218 49H216V48L209 49L208 47H205V50L209 49V51H207V55H204V54H206V53H204L203 54L204 57H203V55H202L203 51H200L202 49L199 50V48L196 47V45L199 46L200 48H202V46H204ZM200 45H202V46H200ZM232 45L233 46L235 45V47H233ZM150 46H151L150 47L151 50L159 53L162 58L169 59V55L167 53H165L164 51H162V50H164V48L163 49L161 47L157 48V46L154 44L153 45L151 44ZM65 47H66L65 45H63V46L60 45V43L58 45H56L55 50H54L55 56L59 57V58L63 57L64 55L62 53L65 51L64 50ZM193 47H196L199 50V52L197 50V52H198L197 53L196 50H194L196 48H193ZM232 47L235 51L232 50L233 53H232V55L230 54L231 56L227 55L229 49H232ZM2 48L5 52L2 50ZM260 49H261V51H260ZM1 50L3 53L1 52ZM220 51H221V53H220ZM218 52H219V54H218ZM223 53H225L228 56V58L226 56V59L228 62H225V64L226 63L230 64L226 68L222 67L223 66L222 61H224L223 57H225L224 56L225 54H223ZM4 54L7 56L6 59H5ZM39 54H38L39 57H38V55L36 56L39 61H40V59L44 60L46 58V56L44 58V56L41 53H39ZM91 56H92L91 58L94 60L97 56V53L95 52ZM106 57H108V54L106 55ZM202 57H203V59H202ZM25 59H27V60H25ZM48 59H50V58L47 57L45 60H48ZM226 59H225V61H226ZM1 63H0V65H1ZM210 64L212 65V68L210 67L211 66ZM131 65H134V66L126 65V68H125L126 71L123 70L124 72L122 71V74H124V75L128 74L129 73L128 69H130L131 67H132L131 69H133V71H132V74H134L133 76H135V73L137 75L139 72H140L139 73L140 75H141V73L143 74V72H141V70H145L144 75L147 76L148 74L151 73L152 70L156 69L155 70L156 72L152 71V73L149 76H147V80L151 81V79L153 78L152 83H154L153 80H154V77L158 71L157 68H158L159 64H157L158 66L156 65L155 68L150 64H146V65L145 64H141V65L140 64H131ZM136 65H138V66H136ZM147 65H149V67ZM180 65H182V66H180ZM144 66H147V68H149L150 71H149V69L147 70L146 67H144ZM179 66L182 68H180ZM207 66H209V68H211L210 73L207 72L209 74V77L211 76V79H212V76L214 78L216 77L215 74H219L217 76H220V80L223 81V79H224L223 83H225V84L222 83L221 85H219L220 90H218V91H217V89H214V88H216V86H215L216 84L212 81L213 79L209 80L211 83H208V80H205V81L203 80L204 76L208 75L205 72L206 68L209 69ZM26 67H28V68H26ZM127 67H129V68H127ZM133 67H135V68H133ZM152 67L154 69H151ZM173 68L174 69L176 68L175 70H177V73L180 72V69H182V73L184 71V73L186 75H188V78L183 79V80H179L177 73H174L175 70ZM222 68H225V69L222 71ZM190 69H191V71H190ZM211 70L214 72H211ZM206 71H208V70H206ZM187 72H188V74H187ZM202 73L205 75H203ZM220 73H222V74H220ZM116 74L117 73H115V72L111 73V77L113 78V80H115V78L119 75H120L119 77L121 79L126 77V76H123L121 73H119L117 75ZM190 74H194L195 76L194 75L191 76ZM21 75H19V76H21ZM160 75H161V73L158 76H160ZM161 76H163V74ZM191 77L192 78L196 77L197 81L196 80L190 81V80H192ZM20 78L22 79V77H20ZM218 78L219 77H217L215 79H218ZM186 80H189V81H186ZM229 80H231V81L226 83ZM21 81H24L26 86L23 83V86H22L23 88L21 89L22 91L19 92V95L21 94L19 96L20 98H18L14 103H12L8 109L5 108V106L7 105V102L5 101L6 98L3 97V99L4 98L5 99L4 100L2 99V101H3L2 106L3 107L0 108V130L2 129L1 122L3 119H7L9 121H17L20 123L27 122L29 117L33 114V112L40 110L42 108V105L45 104V100H44V102H41V101H38L36 99V96L40 94L39 93L40 91L38 89V86H39L38 83L30 84V82L29 83L27 81L25 82L24 79H22ZM202 81H204V82H202ZM158 82L161 83L160 81H158ZM233 83H235V85H237V86L236 87L232 86ZM229 84H232V85L230 86ZM222 85H223V87H222ZM2 86L3 85H0V88H2ZM106 87L110 88L112 86L110 84H107ZM162 87H164L165 89ZM221 87H222V89H221ZM33 88L36 90V92L31 95L30 91ZM191 88H194V89H191ZM220 91H223V92L225 91L224 92L225 94L220 92ZM188 92L192 94V96L189 98H188V95L190 96V94H188ZM208 92L209 93L211 92V93L208 94ZM226 92H228V93H226ZM230 93L232 96L234 95V98H232V100L230 99L232 97L230 95ZM212 94H214V96L217 98V100H218V98H222V99H220L219 103L220 104L223 103L222 105H224L223 106L224 108L223 107L217 108L216 105H219V104H217V102L219 100L218 101L215 100L216 98ZM210 95H212L213 98H210V99L207 98ZM212 96H210V97H212ZM227 96H228V98L226 99ZM229 96H231V97L229 98ZM195 97H197V98H195ZM168 98H169V100H168ZM205 98L210 100V101L208 100L209 104L211 103V101H214V100L217 102L215 103V106H213L215 101L210 104V106L212 105L211 109H210V107L208 109V110H210L209 111L210 114L208 113L207 115H205L206 117H202V118H204V119L201 118L202 121L200 118H198L199 120H197L196 116H198V114H194L195 111L193 110V106L196 107L195 106V105H197L196 102H199L201 105L202 103H204L207 100V99L205 100ZM211 99H213V100H211ZM221 100H222V102H221ZM224 101H226V102L228 101V102L225 103ZM163 102H165V103H163ZM193 104H195V105H193ZM159 107H160V109H159ZM171 107H172V109H171ZM213 107L216 108L215 111L212 110ZM196 109H197V107H196ZM160 110H163V111H160ZM192 111H194V113ZM198 111H196V112L198 113ZM113 113H115V114H113ZM171 113H173V114H171ZM214 113H216V114L212 115ZM98 116H103V120L101 117H98ZM208 116H209V118H207ZM193 117L196 118V119L195 118L193 119L195 121L191 120L192 122L189 123L190 118L192 119ZM199 117H200V111H199ZM212 117H213V119H210ZM188 118H189V122H187ZM97 119H98V121H97ZM207 119H210V120H207ZM214 119H215V122L213 121ZM182 120H183V122H181ZM196 120L199 121L200 123L197 124ZM93 122H95V123H93ZM114 122L116 125L114 124ZM203 122H204V124H203ZM98 123H100V124H98ZM154 123L157 124L156 125L157 127H155L156 129L154 128L153 129L154 132L152 131V133H151V131L149 129V125L154 124ZM206 123L209 125H212L214 123V125L205 126ZM202 124H203V126H205L204 127L205 129L208 128L207 133L210 132V130H211L212 134L208 133L210 136H208L207 133L206 134H204V133L199 134V136H200L199 138L201 139L200 141H201L202 147H200L197 151L192 150L191 147L188 146V145H190L189 140L192 139V136L194 135L192 133L193 132L195 133V129H197ZM121 125L123 127H121ZM191 125L192 126L193 125H196V126L199 125V126L197 128L194 126L193 127L194 131L192 130L193 132H191V130H190L192 127ZM260 125H262L261 128L264 127V122H261ZM165 126H167V127L169 126V127L167 128ZM170 126L173 127L172 128L173 130H171ZM214 126H216V127H214ZM236 126H237L236 127L237 129L240 128V124H238ZM111 127H112V129H111ZM209 127H211L212 129L209 130ZM161 128H162V130H161ZM213 128H215V129L213 130ZM157 130H158V132H157ZM163 130H164V132H163ZM262 130H264V129H262ZM170 131H171V133H170ZM238 133L239 132L237 131V134ZM169 134H170V136H169V138H167V136ZM176 134H177V136H176ZM126 135H128V136H126ZM120 136H122V137H120ZM171 136H173L174 139L171 138ZM103 138L106 141H107V139H109L112 142V143H110L107 141L108 145H107V147H105V150H108V151H105L107 156H108L105 159L106 161L103 160V158H99L97 161L94 160L95 162L94 161L89 162L90 165H88V167H86L87 165H85L83 163V160H82L83 157L89 158L92 154V150L94 149V148L92 149V147H95L96 145H98L101 140L103 141ZM121 138H123V139H121ZM170 139H172V140H170ZM175 139H177V142H175L176 141ZM230 139H232V136ZM115 140L117 142H115ZM1 141H3V138H1L0 143H1ZM180 141L183 142V144H181ZM184 141L186 144L184 143ZM262 142H264V141H262ZM119 144H121L123 147ZM155 144H157V147H158V149L156 151L153 150V146H152V145L155 146ZM166 144H168V145H166ZM169 144L172 147L169 146ZM109 145L111 147H109ZM126 145L130 148V150L133 147H136V146L139 147V149H138V151L140 150L139 156H141L142 158L139 157L138 161L139 162L141 161L142 163H139L137 160H135L136 162L134 161V159H136L137 157H135V156L132 157V151L129 152V149L127 148ZM258 145H259V147L257 145H253L252 147L249 145L248 147H246L247 149L245 150V149H243L244 147L240 148V146L238 144L239 149L236 146L235 151L237 150L236 152L238 153V151L240 149H242L241 151H239V155H241V157H243V156H245V157H243L244 159H242V160H240V156L237 159H236V156L232 157L233 160L231 159V162L229 165V167L231 166V164L234 165V166L232 165V167H230L231 168L230 171L233 172V174L237 180L239 179L240 190L242 191V193H244L243 197H246L245 192L248 191L249 189L250 190L248 191L247 197L248 196L251 197L252 195L250 196V194H252L253 192L256 194L255 196L258 197V198H256V202L254 201L253 203H251V206L253 207V204L255 203L256 204L255 206H257V212H259V211H261V212H259L260 215H259V213L254 212V216L251 217V219H248V229L251 232H253V233L248 232V233H250V236H249V234H247L246 237H249V240L247 239L248 241H246V240L243 241V243H242L243 250H240V254H236V256H234L235 255L234 249L232 248L233 240L231 241V239L233 237H230L231 242L230 241L229 242L232 243L231 248L233 251H227V254L224 252L217 253L216 252L217 249L210 251L208 253L198 252L195 255H196L197 260H199V262H197L196 258H195V259H192L188 264H202L204 261H205V264H210V263H214V262L216 264H248V263L253 264L252 261H255V264H264V253H261V251H264V248H261L260 246H259V248H261V250H259V248H258L259 251L257 250L255 252V253L258 252V255H256L254 253L256 256L254 255V256H252V258H250L251 262L249 260L246 261L242 257L244 255V253L242 251H245V252L247 250H249V252L251 251V248L249 247V244L251 242L253 243L254 241H256V242L260 243L261 240H258L257 238H259V239L264 238V212H262V211H264V209H260V208H264V201H262V198H264V185H261V184H264V183H261L262 181H264V177H262V175H264V169H262V168H264V167H262V166H264V161H262V158H264V148H262V147H264V145H262L260 140H259ZM117 146H119V147H117ZM208 146H209V143H208ZM74 147L77 150H81V152H82V150H84L85 151L84 154L78 153V155H77V151ZM112 147H114V148L111 150ZM124 147L126 148V150L128 149V151L123 150V149H125ZM59 148L61 151L59 150ZM64 148L66 149L67 153L65 152ZM162 148H164V149H162ZM177 148H180V150H182V151H180L181 155L177 154V153H179ZM248 148L250 150L249 153H248ZM57 149L59 150V152ZM62 149H64L63 152H65L68 155V157L66 155V157L68 159L65 157V154L62 152ZM89 149H90V151H89ZM261 149H262V151H261ZM165 150H168L169 152L168 151L166 152ZM189 150H191V151H189ZM224 150H225V152H227L226 151L227 149H223L222 147L221 148L219 147L217 150H215V153H217V155H218L219 153H221V151L224 152ZM176 151H177V153H176ZM186 151L191 152V153L194 152L195 155L192 156L193 153H192V155H191V153L187 154V153H185ZM201 151H203V150H201ZM244 151H245V153L242 156L241 152H244ZM61 152L64 154V156ZM113 152L115 153L114 156H113ZM140 152L142 155H140ZM246 152H247V154H246ZM33 153L35 154V158H34ZM47 154L48 155L53 154L54 156L56 155L54 157V160H53L54 164L51 165L49 163L50 157L48 159ZM57 155H59V156H57ZM116 155H117V157H116ZM41 156H43V157H41ZM62 156H63V158H62ZM181 156L183 157V159ZM246 156L247 157L250 156L252 158V160L250 157L248 159ZM45 157L47 160L43 159ZM178 157L180 160L178 159ZM8 158H9V156H6V155L0 156V167L1 168H2V166L6 165L9 162L15 161V160L12 161V158L14 159V157H10L11 159L10 158L8 159ZM129 158L132 160H129ZM188 158L192 159L191 162L193 164H191L192 165L191 167L190 166L184 167V161L187 160ZM245 158L248 159V162H246V163H244V161H247V159H245ZM100 159H102L103 162ZM181 159H182V161H181ZM249 160H251V161H249ZM145 161H147V163H145ZM180 161L183 162V164L180 163ZM77 162H79V164L83 166L82 167L79 165L81 169H79V168L76 169V167L78 166V165H76ZM143 162L145 164H143ZM126 163L127 164H132V163L138 164L139 166H143V167H144V165L146 167V165L149 163L148 166L150 167L152 172L155 173V175H156L154 177L155 179L153 178L154 180L151 182L152 178H150V182H149V179H147L148 177H146L142 182H140L142 180L141 179L142 177L141 178L139 177V180L140 179L141 180L137 181L138 183H140L137 185V182H136L137 175L139 176V172L142 171V167L140 168L137 175H136L137 172L133 171V173L136 175L135 176L132 173L131 169H126V166H125ZM249 163L252 164V167ZM67 165H70V167H72L73 170L69 167H66ZM73 165H76V166H74L75 168L73 167ZM235 167H236V170H235ZM85 168H88V169H85ZM252 168H255V170H254L255 174H254ZM67 169H69L70 171ZM144 169H146V168H144ZM261 169H262V171H261ZM71 170L76 174L72 175ZM76 170H77V172H76ZM79 170L80 171L82 170V174L86 173V175H84V177H83L81 172H80V174H81V176H80ZM251 170H252L253 174L251 173ZM258 170L260 171V174H259ZM125 171H127V173ZM186 171H188V172H186ZM119 172H121V173H119ZM129 172H131V174ZM236 172L237 173L239 172V174H237ZM142 173H144V174H142ZM142 173H141V175L146 176V173L144 171H142ZM201 175H200L199 180L197 177H194L192 179L193 186L198 185L197 187H199V186L201 187L204 184V182L200 183L202 185L199 184V182L203 176V175L202 176ZM239 175H241V177L244 175L242 177L243 180H242V178L241 179L239 178ZM253 176H254V178H253ZM204 179H206V178H204ZM145 181H146V183H145ZM203 181H205V180H203ZM147 182H149V186H148ZM127 186H129V187H127ZM143 187H142V189H144ZM226 188L230 189V186L224 185L223 187H221L219 193L217 194V197L218 196L220 197V194L225 192L224 190L227 191ZM106 189L108 190L107 196H105V194L107 193ZM122 189H124V191ZM142 189L140 190L141 193L139 194L141 196L143 195L142 193H144L146 191L145 190L142 192ZM95 190L97 191L96 193H94ZM120 190H121V192L123 191L125 196L131 194L128 197L129 200L126 199L127 197L121 195L122 193L120 192ZM221 191H222V193H221ZM0 193H1V191H0ZM5 193H6V191L3 194H5ZM102 193H103V195H102ZM225 193H227V192H225ZM99 194L101 196H105V198L103 197L104 200H102V197H100ZM259 194L261 196H259ZM113 195H115V196H113ZM120 196H122L123 199ZM134 196H135V194H134ZM253 196H254V194H253ZM255 196L253 197V199L255 198ZM151 197H149V199H150L149 202L153 203V205H154L155 198L154 197L151 198ZM90 198H92V200ZM100 200L102 201L101 203L99 202ZM258 200H259V204H258ZM75 201H77V202H75ZM155 203H156V201H155ZM90 204H92V205H90ZM99 204H101V205H99ZM255 206L253 207L254 211H256ZM166 208L167 207L165 206L164 207L165 210L162 209V211H161V213L163 215L160 213L162 215V216H160L161 218L159 217L161 220L160 221L161 224H164V223L166 224V223H169L171 221L175 222L176 220L174 218L176 216H178V214L176 213L174 208H167V209ZM168 209L170 212L167 211ZM104 211H105V209L104 210L102 209V212H104ZM59 212H61V213H59ZM234 220L235 219H232L230 221V223H232V221L234 222ZM1 223H2V221H1ZM3 224L4 223H2V229H3ZM52 225H53V227H52ZM6 226L2 231V235H1V231H0V235H1L0 236V243H2L1 242L2 237H4V238L7 237L10 240L13 237V236H11V234L8 233ZM67 226H69V227L67 228ZM6 232L9 234L8 236H7ZM256 232L259 234H257ZM254 233H256V234H254ZM3 234H4V236H3ZM158 236L161 239V235H157V237ZM176 236H177V238H176ZM169 237H168L169 239L166 237H163L160 240L161 242L159 241L158 238H157L158 240H155V241H158V243L156 242L157 245L158 244L160 245V243H162L160 247L163 250L161 252L163 255H165V252L168 251L169 247H171L168 244H170V245L172 244V246H173V244H175L174 246H176L177 244H179V242L181 243L180 239L182 238V236L175 235V236H169ZM171 237H172V240H171ZM8 239H6V240H8ZM57 240H59V238ZM139 241H141V239L137 240V242H139ZM166 241H168V242H166ZM49 242L55 244V246H57L59 244V241L57 242L56 239L55 240H49ZM116 242L117 241L115 239L113 241H111L112 245H110V246L112 247V249L118 248ZM247 243H249V244H247ZM165 245H167V247ZM179 245H177L178 248H179ZM138 246H139V244H137L135 242L131 243V247H138ZM229 247H230V245H229ZM247 247H249V248H247ZM97 250H98V248H97ZM97 250H96V248L93 250L92 256L97 255L100 258V255L98 253L100 251V249L98 251ZM119 250H122V248H120ZM175 252H176V254H179L181 256V259H180V256L177 255V258L180 260L188 258L187 256H185V253H186L185 249L182 250V248H179V250H175ZM259 252L261 253L260 255H259ZM147 255H148V253H147ZM148 256H150V254ZM232 256L234 257V259ZM161 257H163V256L161 255ZM161 257L158 260L159 264H168V261L171 260L167 255L163 258H161ZM167 257H168V259H167ZM255 257H257V259ZM152 258H153V255L151 257L146 258L147 260L144 259L143 260L144 264H145V262L148 264H152V262H150V260H153ZM165 258L167 259L166 260L167 262L165 261ZM202 258H204V259H202ZM253 258H255V260ZM161 260H163V261H161ZM242 260L244 262H242ZM200 261H203V262H200ZM130 263L133 264L132 261H130ZM130 263L126 262L125 264H130Z\"/></svg>",
	"mask_w": 264,
	"mask_h": 264
}]
</instances>
